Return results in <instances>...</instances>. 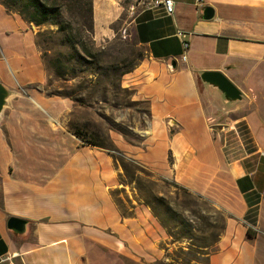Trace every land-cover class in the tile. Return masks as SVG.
Instances as JSON below:
<instances>
[{
  "label": "crops",
  "instance_id": "1",
  "mask_svg": "<svg viewBox=\"0 0 264 264\" xmlns=\"http://www.w3.org/2000/svg\"><path fill=\"white\" fill-rule=\"evenodd\" d=\"M174 1L173 14L141 8L133 21L157 148L174 154L186 187L233 185L235 215L204 264H264V0ZM123 11L122 0H93L95 35H112ZM38 31L0 5V82L15 92L0 116V264H159L148 214L126 216L117 203L116 159L82 143L68 127L70 100L46 93ZM205 70L224 72L244 100L230 107L203 90ZM11 217L27 232L11 230Z\"/></svg>",
  "mask_w": 264,
  "mask_h": 264
},
{
  "label": "rangeland",
  "instance_id": "2",
  "mask_svg": "<svg viewBox=\"0 0 264 264\" xmlns=\"http://www.w3.org/2000/svg\"><path fill=\"white\" fill-rule=\"evenodd\" d=\"M6 1L0 0V5L6 7ZM53 1L61 5L63 20L72 25L74 40H82L86 49L78 47L77 53L69 48L68 33L59 32L56 24L37 26L38 32L46 34L47 60L66 71L59 76L45 64L46 93L70 100L68 127L82 143L76 132L103 144L95 146L116 159L120 169L117 203L126 216L148 214L157 229L150 253L159 264H204L219 249L238 199L226 176L222 178L227 180L216 179L206 193L184 186L176 174L174 154L167 156L157 148L161 130L156 131L150 100L140 92L149 62L145 46L134 34L129 13L133 0H122L123 14L114 24V33L106 37L88 30L87 6L81 14L75 0ZM199 84L204 90L200 76ZM168 126L173 128L171 122ZM228 140L233 146L240 142L236 133L229 134Z\"/></svg>",
  "mask_w": 264,
  "mask_h": 264
},
{
  "label": "trees",
  "instance_id": "3",
  "mask_svg": "<svg viewBox=\"0 0 264 264\" xmlns=\"http://www.w3.org/2000/svg\"><path fill=\"white\" fill-rule=\"evenodd\" d=\"M6 7L10 11L18 12L26 21L35 24L36 26H42L46 24H56L59 26L58 31L66 34V43H69L67 46L71 49H74L78 53V47L86 49L85 43L82 40H74L72 30L73 27L70 23L63 20V10L61 5L57 1L51 2V0H7L5 2ZM79 12L82 14L84 10V5L87 6V12L91 15V22L89 23L88 30L94 31V17H93V1L87 0L84 3V0H75ZM15 7V8H13ZM16 9V10H14ZM70 33V34H69ZM46 34L43 32H38V45L42 51L43 59L45 61L48 69L52 67L56 69V73L59 76L65 75L66 71L57 66H53L51 61L47 60L48 49L46 47L47 39L43 36ZM71 97H73L71 95ZM86 144L93 145H103L99 142L89 141L86 139V136H83L81 133L76 132ZM124 167L127 171V165L124 163Z\"/></svg>",
  "mask_w": 264,
  "mask_h": 264
},
{
  "label": "water",
  "instance_id": "4",
  "mask_svg": "<svg viewBox=\"0 0 264 264\" xmlns=\"http://www.w3.org/2000/svg\"><path fill=\"white\" fill-rule=\"evenodd\" d=\"M214 16V11L209 8L205 12L206 18ZM200 78L204 86L212 94H216L221 102L226 106H235L245 98L244 92L222 71L205 70L200 72ZM15 94L13 90L0 82V116L6 106L9 105L10 98ZM11 230L25 233L28 229V221L19 217H11L8 221Z\"/></svg>",
  "mask_w": 264,
  "mask_h": 264
},
{
  "label": "built area",
  "instance_id": "5",
  "mask_svg": "<svg viewBox=\"0 0 264 264\" xmlns=\"http://www.w3.org/2000/svg\"><path fill=\"white\" fill-rule=\"evenodd\" d=\"M154 7H162L166 13L173 14L175 9V1L174 0H133L129 7L130 15L135 19L138 15L139 10L151 9ZM182 35V32H180ZM188 47V44H185ZM186 58V56L184 57Z\"/></svg>",
  "mask_w": 264,
  "mask_h": 264
}]
</instances>
